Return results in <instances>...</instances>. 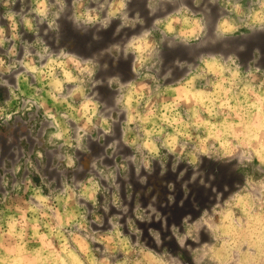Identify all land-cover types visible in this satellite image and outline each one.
I'll return each mask as SVG.
<instances>
[{"label": "rangeland", "instance_id": "rangeland-1", "mask_svg": "<svg viewBox=\"0 0 264 264\" xmlns=\"http://www.w3.org/2000/svg\"><path fill=\"white\" fill-rule=\"evenodd\" d=\"M253 216L260 0H0V264H229Z\"/></svg>", "mask_w": 264, "mask_h": 264}, {"label": "clouds", "instance_id": "clouds-1", "mask_svg": "<svg viewBox=\"0 0 264 264\" xmlns=\"http://www.w3.org/2000/svg\"><path fill=\"white\" fill-rule=\"evenodd\" d=\"M260 3L264 5V0H260ZM236 6L240 7L239 4ZM91 19L93 17H89V20ZM249 229H251L249 239L254 242L246 241L245 245H238L233 250L234 256L229 264H264V219L257 221L253 216L249 221Z\"/></svg>", "mask_w": 264, "mask_h": 264}]
</instances>
